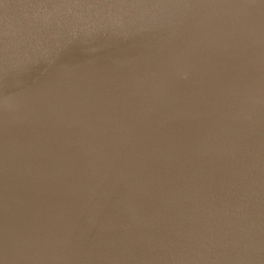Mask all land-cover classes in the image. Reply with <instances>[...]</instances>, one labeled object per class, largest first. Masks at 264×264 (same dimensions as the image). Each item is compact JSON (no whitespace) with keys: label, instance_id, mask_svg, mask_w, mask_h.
Here are the masks:
<instances>
[{"label":"water","instance_id":"obj_1","mask_svg":"<svg viewBox=\"0 0 264 264\" xmlns=\"http://www.w3.org/2000/svg\"><path fill=\"white\" fill-rule=\"evenodd\" d=\"M0 264H264V0H0Z\"/></svg>","mask_w":264,"mask_h":264}]
</instances>
